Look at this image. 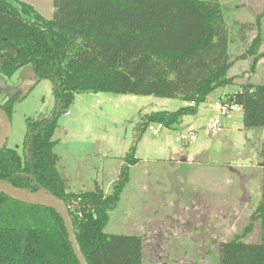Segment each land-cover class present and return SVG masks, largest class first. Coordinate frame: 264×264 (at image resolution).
Here are the masks:
<instances>
[{"label": "trees", "instance_id": "1", "mask_svg": "<svg viewBox=\"0 0 264 264\" xmlns=\"http://www.w3.org/2000/svg\"><path fill=\"white\" fill-rule=\"evenodd\" d=\"M50 19L14 0H0V74L30 65L37 82L52 84V116L25 120L22 153L0 151V182L27 193L44 190L69 211L87 264H143V239L104 229L139 163L134 147L111 191L71 192L57 164L53 139L61 114L81 94L178 99L174 112L146 115L135 135L151 124L172 129L194 115L217 89L232 84L229 31L219 0H53ZM255 40L248 52L253 53ZM20 94L0 106L11 116ZM221 102L241 107L244 129H264V84H244ZM259 156L264 161V142ZM264 175V167H263ZM260 243L242 242L255 221ZM0 264H79L61 217L52 209L22 204L0 194ZM217 264H264V182L242 235L219 245Z\"/></svg>", "mask_w": 264, "mask_h": 264}, {"label": "rangeland", "instance_id": "2", "mask_svg": "<svg viewBox=\"0 0 264 264\" xmlns=\"http://www.w3.org/2000/svg\"><path fill=\"white\" fill-rule=\"evenodd\" d=\"M14 1L46 19L53 14V0ZM219 2L229 31L233 65L228 77L233 82L208 96L194 115L183 117L172 129L151 124L154 131L147 127L135 141L146 115L174 112L189 104L153 96L88 93L76 95L57 121L53 135L57 169L69 177L70 191H93L97 186L104 194L110 192V181L134 147L139 163L130 168L129 183L104 231L142 237L143 264H217L219 245L242 235L260 199L264 129H244L241 112L220 117L214 104L244 84H264V0ZM15 94L21 99L12 107L5 146L21 154L25 120L51 117L55 99L51 82H37L30 65L9 77L0 74V106ZM210 122L220 127L217 136L206 134ZM190 127L200 129L197 141L184 144L178 135ZM201 150L203 155L194 156ZM260 235L257 220L242 242L258 244Z\"/></svg>", "mask_w": 264, "mask_h": 264}, {"label": "water", "instance_id": "3", "mask_svg": "<svg viewBox=\"0 0 264 264\" xmlns=\"http://www.w3.org/2000/svg\"><path fill=\"white\" fill-rule=\"evenodd\" d=\"M0 151L5 147L6 140L8 139L11 131V122L8 114L0 107ZM0 194L6 195L22 204L32 206H42L52 209L62 219L64 227L68 235V241L71 245L74 256L79 264H87L81 249L77 243L73 224L69 216V211L66 204L56 196L39 190L35 193H27L24 190L16 188L10 184L0 182Z\"/></svg>", "mask_w": 264, "mask_h": 264}, {"label": "built area", "instance_id": "4", "mask_svg": "<svg viewBox=\"0 0 264 264\" xmlns=\"http://www.w3.org/2000/svg\"><path fill=\"white\" fill-rule=\"evenodd\" d=\"M214 109L218 112V115L220 117H225L227 115H231L235 112H241V107L237 105L234 102L228 103V102H216L214 104ZM159 128L162 127L161 125H158ZM206 134L208 132H212L213 134H216L220 127L217 126L214 122H210L206 127ZM150 131H154V128L152 126H149ZM200 129L198 128H193L190 127L188 130L182 132L181 134L178 135V139L184 144H191L197 141L198 138V132Z\"/></svg>", "mask_w": 264, "mask_h": 264}, {"label": "crops", "instance_id": "5", "mask_svg": "<svg viewBox=\"0 0 264 264\" xmlns=\"http://www.w3.org/2000/svg\"><path fill=\"white\" fill-rule=\"evenodd\" d=\"M219 133V131L216 133V134H213L212 132H208V134H212V135H216L217 136V134ZM203 150H204V148H203ZM203 150H201L202 152H203ZM205 151V150H204ZM205 152H203V153H200V154H196V155H194V156H201V155H203ZM225 153V152H224ZM136 166V165H135ZM131 168H133V167H131ZM59 172V171H58ZM60 174V173H59ZM115 174H117L118 175V173H116L115 172ZM60 176H61V178L64 180V183H65V187H66V189L68 190V191H70L69 190V187H68V178H65V177H63L64 175H62V174H60ZM116 180V178L115 179H113V181H110V183L111 182H114ZM109 183V184H110ZM95 184V183H94ZM96 186V185H95ZM97 187V186H96ZM78 191H82V189H80V188H78V190H76L75 192H78ZM71 192H74V191H71Z\"/></svg>", "mask_w": 264, "mask_h": 264}]
</instances>
